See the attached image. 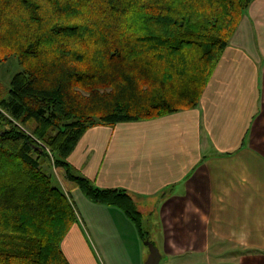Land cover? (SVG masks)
<instances>
[{"label":"trees","instance_id":"obj_1","mask_svg":"<svg viewBox=\"0 0 264 264\" xmlns=\"http://www.w3.org/2000/svg\"><path fill=\"white\" fill-rule=\"evenodd\" d=\"M252 1L0 0V60L21 68L0 90V264H70L61 241L76 211L39 142L63 186L119 208L145 238L131 195L95 186L67 157L95 124L196 107Z\"/></svg>","mask_w":264,"mask_h":264},{"label":"crops","instance_id":"obj_2","mask_svg":"<svg viewBox=\"0 0 264 264\" xmlns=\"http://www.w3.org/2000/svg\"><path fill=\"white\" fill-rule=\"evenodd\" d=\"M67 160L95 186L131 195L160 264H264V0L240 15L196 107L90 126ZM68 193L70 264H143L148 249L123 211ZM220 236L241 241L231 260L217 256Z\"/></svg>","mask_w":264,"mask_h":264},{"label":"rangeland","instance_id":"obj_3","mask_svg":"<svg viewBox=\"0 0 264 264\" xmlns=\"http://www.w3.org/2000/svg\"><path fill=\"white\" fill-rule=\"evenodd\" d=\"M20 69L21 68H20L18 62H17L15 56H13V55L7 56L6 58L0 60V90L2 92L8 90L11 77L13 76V74L15 72L19 71ZM31 126L32 125H29L25 129L27 132L29 131V133H31ZM39 144H40V146H39L40 149H43V147H44L46 149V152H48L49 157H46V156L42 157L41 163H42L43 167L45 168V170L51 175L53 184L61 186L63 189L65 187L66 191L69 192L66 185H64V186L62 185L63 181H61L58 173L55 171V168H54L55 155L52 153L50 148L45 143L39 142ZM137 208H138V205H137ZM141 223H142L141 224L142 225V233L145 236V238L143 240L148 238L153 243L155 242L154 243L155 245L159 244L158 239L157 240L154 239V235L152 237L151 229L148 226L147 221L145 219H142ZM223 238H224L223 236H220L218 238V240H223ZM234 238L230 239V241H227L226 238H224V240L226 242H218L217 241L220 244V245L217 244L216 247H214V249L219 250V252H218L219 255H217V256H219L221 258V254L223 252L224 256L229 257L231 260V255H230L231 252L227 253L228 248H230L231 246L234 247L235 245H239V242H241V241H238ZM221 243L224 244V246H222ZM222 249L225 251H222ZM198 259L199 260L195 264H222V262L220 260H217L215 258L211 261L202 259V257H198ZM161 264H162V262H161Z\"/></svg>","mask_w":264,"mask_h":264},{"label":"water","instance_id":"obj_4","mask_svg":"<svg viewBox=\"0 0 264 264\" xmlns=\"http://www.w3.org/2000/svg\"><path fill=\"white\" fill-rule=\"evenodd\" d=\"M143 244L148 249V254H147L143 264H160L161 253H160L158 247L152 241H150L148 238H146L143 241Z\"/></svg>","mask_w":264,"mask_h":264}]
</instances>
